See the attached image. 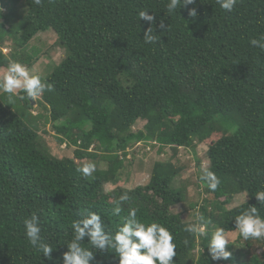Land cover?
<instances>
[{
	"label": "trees",
	"instance_id": "obj_1",
	"mask_svg": "<svg viewBox=\"0 0 264 264\" xmlns=\"http://www.w3.org/2000/svg\"><path fill=\"white\" fill-rule=\"evenodd\" d=\"M168 2L0 0V68L12 62L31 68L39 49L29 42L41 31H54L65 50L59 63L39 74L50 91L34 100L22 91L0 93V264H62L73 221L96 212L114 234L130 209L141 222L169 229L174 264H264V238L237 234L228 260H211L207 250L211 233L217 227L233 232L235 218L249 207L264 218L255 197L264 190V50L251 44L264 36V0H238L231 12L216 0H196L168 13ZM193 7L197 15L190 17ZM145 9L160 37L152 44L143 40L148 22L138 17ZM6 43L8 54L1 51ZM40 118L57 143L75 146L73 157H57L42 143ZM140 118L143 128L132 131ZM137 142L171 153L153 162L146 184L125 188L119 180L129 175L127 149ZM201 142H208L207 167L220 179L215 191L208 189L197 161L198 186L207 196L193 215L208 221L203 237L185 231L195 218L185 221L172 209L187 199V183L178 182L183 165L173 159L180 147ZM82 161L95 164L91 176L78 170ZM125 191L130 200L115 214L112 201ZM245 193L246 203L229 208ZM33 214L42 240L54 247L53 259L26 237L24 220ZM88 239L82 246L93 250L91 264H118L112 249H91Z\"/></svg>",
	"mask_w": 264,
	"mask_h": 264
},
{
	"label": "clouds",
	"instance_id": "obj_2",
	"mask_svg": "<svg viewBox=\"0 0 264 264\" xmlns=\"http://www.w3.org/2000/svg\"><path fill=\"white\" fill-rule=\"evenodd\" d=\"M32 2L36 5H42L43 0H32ZM216 2L223 10L231 12L238 0H216ZM195 3L196 0H169L166 10L168 13H173L177 12L176 10L179 7L194 5ZM3 9H5L4 6H1L0 13L4 11ZM188 15L195 17L197 15L196 9L194 7L190 8ZM138 17L149 24L143 35L144 42L152 44L160 40V37L154 34L156 31L152 26L155 17L149 14L147 9L141 10ZM159 26L161 29H165L163 22ZM56 40H58V37ZM251 44L264 50V36L259 39H252ZM0 90L4 93H15L16 95H19V92L22 91L27 94L28 98L34 100L45 90L50 91L51 88L48 84L42 82L39 75L32 74L25 65L12 62L3 74L2 81H0ZM11 99L12 96L9 95V100L11 101ZM95 167L94 163L86 162L78 170L85 177H88L95 171ZM199 179L212 191H215L220 185L219 177L207 166L202 169ZM128 191H131V189ZM128 191L112 201L115 214H119L122 210L121 205L130 200ZM246 196L247 193L243 196L244 203H246ZM255 197L259 204L264 205V190H258ZM195 220L196 223H189L185 231L197 233L202 237L207 236L208 221L199 214L196 215ZM24 228L29 243L37 248L44 257L53 259L51 253L54 247L42 240L39 217L33 214L31 218L25 219ZM72 228L75 235L71 242L67 244L68 251L62 254V264H91L94 260L93 250H90V247L82 246V241L86 236L89 238L88 243L91 249L102 251L112 249L119 257L118 264H174L173 257L177 256L176 244L173 242V234L169 229L157 222L148 224L141 222L137 219L135 209L129 210L128 216L114 234H110L105 230L101 216L92 211H88L82 219L73 221ZM235 228L238 229V234L245 240L264 238V218L259 215L255 206L249 207L235 218ZM229 244V237L226 235L225 229L217 227L211 233L207 244L211 260H228L231 257V252L226 250V245ZM53 264H56L54 259Z\"/></svg>",
	"mask_w": 264,
	"mask_h": 264
},
{
	"label": "rangeland",
	"instance_id": "obj_3",
	"mask_svg": "<svg viewBox=\"0 0 264 264\" xmlns=\"http://www.w3.org/2000/svg\"><path fill=\"white\" fill-rule=\"evenodd\" d=\"M19 4V3H18ZM22 9V6H18ZM57 36L52 31L38 32L32 40H30L29 45L36 47L38 50V60L33 64L31 68H28L32 74L44 75L48 72L49 66L52 64L59 63L65 56V50L63 47L59 46L57 43ZM9 43H6L1 47V51L5 54H8L10 49ZM29 51H31L29 49ZM6 68H0V81H2L3 74L6 71ZM39 75V76H40ZM3 91L0 90V93ZM15 94V93H14ZM33 114H36L37 109H30ZM145 119H137L132 125L131 130L136 131L143 128ZM39 126L43 128L46 133L40 131L39 136L41 141L49 151L57 157H73L74 156V145H66L65 143H57L53 138V129L50 126L49 122L39 119ZM219 134H215L213 140L216 139ZM208 142H201L194 144L192 147L188 148H179L176 157L173 161L179 162L183 165L181 171V176L178 178V182L183 184L187 183V199L181 202L178 205L172 206L174 212H181V217L185 221H190L195 218L193 211H196L200 205L201 200L207 196L206 191L201 190V187L198 186L200 183L196 177V164L197 161L200 162V166L203 169L207 166L208 158L206 156V149L208 147ZM167 148V147H166ZM158 146L154 144L153 146L149 143L137 142L133 146H130L127 151V158L131 159V165H129V175L128 178L122 176L120 177L119 184L125 188H133L139 184H146L149 179L150 169L155 160H164L170 156V151L164 149L162 152H157ZM86 160V159H85ZM78 161V160H77ZM82 161L81 163H84ZM202 186V185H201ZM107 190H111L115 187L113 184L105 185ZM244 194H240L235 197L231 206L237 205L243 201ZM190 202H197V206L191 207ZM238 230L234 229L233 232H228L226 235L229 237V242L235 241L237 239ZM226 250L231 252L230 244L226 245ZM220 264V263H218Z\"/></svg>",
	"mask_w": 264,
	"mask_h": 264
}]
</instances>
